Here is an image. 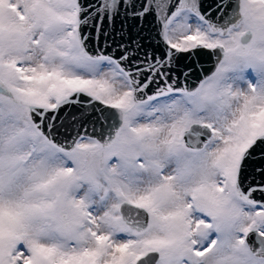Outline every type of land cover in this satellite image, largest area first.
<instances>
[{
    "label": "snow or ice",
    "instance_id": "obj_1",
    "mask_svg": "<svg viewBox=\"0 0 264 264\" xmlns=\"http://www.w3.org/2000/svg\"><path fill=\"white\" fill-rule=\"evenodd\" d=\"M0 264H264V0H0Z\"/></svg>",
    "mask_w": 264,
    "mask_h": 264
},
{
    "label": "water",
    "instance_id": "obj_2",
    "mask_svg": "<svg viewBox=\"0 0 264 264\" xmlns=\"http://www.w3.org/2000/svg\"><path fill=\"white\" fill-rule=\"evenodd\" d=\"M211 0H207V3H210ZM117 27L119 28V23L117 24ZM127 29L130 31L131 35L133 37L136 36L137 32L139 31L138 28L134 27L133 25V22L129 21L126 25ZM142 35L144 37H148L150 35H154V33L152 32V27H151V24L150 22L148 24L145 25L144 29H143V32H142ZM205 67L206 69H210L211 68V63H205Z\"/></svg>",
    "mask_w": 264,
    "mask_h": 264
}]
</instances>
